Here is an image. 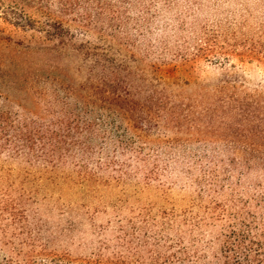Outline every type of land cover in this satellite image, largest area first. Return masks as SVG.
<instances>
[{
	"label": "trees",
	"instance_id": "obj_1",
	"mask_svg": "<svg viewBox=\"0 0 264 264\" xmlns=\"http://www.w3.org/2000/svg\"><path fill=\"white\" fill-rule=\"evenodd\" d=\"M210 1L9 0L32 26L12 44L32 69L21 75L37 85L29 106L4 97L16 109L0 106V152L23 157L39 179L191 193L180 210L141 207L118 220L115 236L85 258L48 250L26 210L6 206L11 232L2 230L0 264H264V91L227 103L226 164H200L206 156L181 151L193 136L179 137L178 85L155 76L197 60L264 66L262 27L248 34L243 22L197 24ZM90 30L94 40L84 36ZM34 56L43 61L29 62ZM67 57L70 70L61 66Z\"/></svg>",
	"mask_w": 264,
	"mask_h": 264
},
{
	"label": "rangeland",
	"instance_id": "obj_2",
	"mask_svg": "<svg viewBox=\"0 0 264 264\" xmlns=\"http://www.w3.org/2000/svg\"><path fill=\"white\" fill-rule=\"evenodd\" d=\"M215 1L217 7L211 0L197 13V24L209 26L227 20L245 23L248 34L259 27L264 29V0ZM2 2L0 92L3 98H0V106L9 105L15 110L16 105L6 103L4 97L29 106L31 102L27 94L37 85L33 79L25 80L21 75L24 70L32 69L21 62L23 50L12 44L31 34L32 26L24 27L25 16L19 9L10 8L9 0ZM33 11L26 10L33 20L42 21L43 17ZM65 23L72 33L84 34L75 23L68 20ZM84 36L94 40L97 32L90 30ZM28 61L34 64L43 60L34 56ZM61 66L70 70L73 60L67 57ZM155 76L161 83H173L179 87L171 96V102L182 110L180 113L185 119L186 129L179 137L183 140L193 136V140L183 143L181 151L206 156L208 162L201 161L200 164H226V144L231 139L226 129V105L233 100L251 99L263 93L264 66L235 60L221 63L197 60L180 69L159 68ZM187 127L191 129L187 130ZM233 140L242 144L245 138ZM39 177L37 168L26 164L23 157L0 152V237L4 229L11 232L9 213L2 209L14 207L16 212L13 213L19 214L17 211L24 208L29 224L40 226L41 240L47 249L67 253L72 258H85L96 253L102 242L115 236L118 220H123L124 224L141 207H151L153 211L180 210L186 206L191 193L179 186L165 193L155 186L136 189L115 184L83 186L62 179ZM4 255L1 251L0 256Z\"/></svg>",
	"mask_w": 264,
	"mask_h": 264
}]
</instances>
